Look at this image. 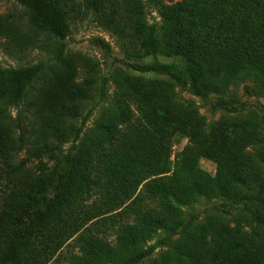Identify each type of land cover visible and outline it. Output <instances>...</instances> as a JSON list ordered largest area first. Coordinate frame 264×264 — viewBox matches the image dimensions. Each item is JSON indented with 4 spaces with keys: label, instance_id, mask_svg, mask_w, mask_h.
Here are the masks:
<instances>
[{
    "label": "trees",
    "instance_id": "trees-1",
    "mask_svg": "<svg viewBox=\"0 0 264 264\" xmlns=\"http://www.w3.org/2000/svg\"><path fill=\"white\" fill-rule=\"evenodd\" d=\"M16 1L27 10L26 19L11 14L5 20L27 36L18 42L17 34L8 32L1 44L7 53L36 47L43 43L41 37L62 38L67 21L93 16L133 58L160 54L171 61L134 66L140 74L156 76L141 84L116 74L111 102L70 151L64 146L80 136L77 122L93 98L98 64L78 54L49 67L0 66V159L27 182V189L13 197L0 264H44L36 244L49 225L62 222V215L103 188L96 163L114 154L122 139L129 141V148L119 157L118 190L106 199L119 207L127 204L112 216L114 242L86 229L77 236L78 253L66 264H143L150 254L144 246L157 232L183 226L181 205L194 204L200 197H238L240 182L247 176L240 169L224 177L197 170L195 177L181 181L159 170L151 172V178L143 172L152 155L162 149L163 140L175 133L189 130L193 143L207 142L205 118L193 102L175 97L177 84H188L198 96H220L249 73L264 75V0H122L121 14L107 7L106 0ZM148 9L157 13L158 26L149 24ZM81 66L85 77L61 92L52 111L45 110L44 89ZM142 87L148 90L146 97L139 92ZM133 105L146 108L148 125L126 134L135 117ZM172 121L181 128L170 126L167 136L162 124L167 127ZM261 123L264 127V117ZM231 147H237L234 159H242L244 147ZM257 154L262 156L260 151ZM124 215H129L128 220H123ZM259 220L263 222L262 217ZM242 221L229 227L209 220L188 230L174 250L144 264H239L254 255L256 247L263 251L258 264H264V234L249 233Z\"/></svg>",
    "mask_w": 264,
    "mask_h": 264
},
{
    "label": "rangeland",
    "instance_id": "rangeland-1",
    "mask_svg": "<svg viewBox=\"0 0 264 264\" xmlns=\"http://www.w3.org/2000/svg\"><path fill=\"white\" fill-rule=\"evenodd\" d=\"M179 0H168L177 2ZM106 6L119 10L122 13V0H106ZM115 9V10H116ZM148 22L158 26L157 13L148 9ZM27 10L22 8L16 0H0V66L4 69H18L30 66L58 63L63 57L69 55H82L90 58L99 66L98 81L92 100L78 119L77 125L80 136L71 140L64 146L65 150L74 149L80 139L96 124L106 107L111 102L115 86L114 77L118 73L130 76L135 82L141 84L147 79H154L152 74H140L135 70L138 65L151 61L168 63L171 61L160 54L138 60L123 50L119 40L111 31L103 28L93 16L82 20L66 22L65 36L53 37L45 40L36 47H27L25 51L7 53L1 44L5 41L8 32L16 33L18 42L26 36L9 26L5 20L6 15H14L18 19H26ZM123 15V14H122ZM27 32V31H25ZM85 77L84 69L79 67L60 79L48 85L43 91V105L45 110L52 111L60 98L61 92L72 84ZM160 77V76H157ZM143 97L148 95L145 87L140 89ZM175 97L191 101L197 111L205 118V132L207 142L196 144L190 140V131L175 133L168 140H163L160 152L152 155V161L146 163L144 175L153 177L151 172H162L173 176L177 181L195 177V171H205L212 176L224 177L228 172L240 169L247 173L246 179L240 182L241 191L238 197H221L200 199L191 205H181L184 212V223L177 231L161 230L157 232L144 249L150 254L144 263L149 260H158L166 253L175 249L182 236L190 229L204 224L209 220L223 221L229 227H235L239 220L242 227L249 233L261 237L264 234V127L261 123L264 117V75L249 73L245 78L231 86L224 94H209L205 97L196 95L188 84L175 86ZM141 101V100H140ZM135 117L129 129L147 124L146 108L143 105H133ZM157 116L154 121L157 122ZM173 124V125H172ZM148 125V124H147ZM163 125L165 135L170 134L169 127L181 128L177 122ZM178 125V126H177ZM183 130V129H182ZM129 141H122L112 155L102 156L103 161L97 162L95 168L101 173L103 188L98 187V193L88 201L81 202L74 210L72 208L62 215L63 221L49 225L48 229L36 244L40 254V261L44 264H66L67 260L78 253L77 236L86 229L114 242L115 228L112 216L121 212L124 207L110 204L106 201L111 198L118 186L115 176L121 173L119 157L126 153ZM242 145L244 154L242 159H234L233 153ZM260 151L262 156L257 153ZM125 164V162H122ZM121 171V172H120ZM154 173V174H155ZM260 188H263L260 193ZM27 189L25 176L10 172L8 163L0 159V252L4 240H7L9 231L8 215L15 205L13 197ZM129 215L122 216L128 220ZM262 217L263 222L259 220ZM121 219L120 217H116ZM263 251L256 247V253L239 260V264H258ZM143 263V264H144Z\"/></svg>",
    "mask_w": 264,
    "mask_h": 264
}]
</instances>
